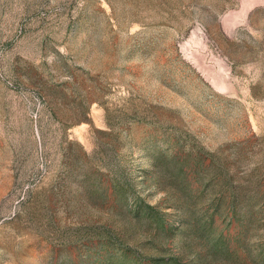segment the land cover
Returning a JSON list of instances; mask_svg holds the SVG:
<instances>
[{
	"label": "rangeland",
	"instance_id": "374dc122",
	"mask_svg": "<svg viewBox=\"0 0 264 264\" xmlns=\"http://www.w3.org/2000/svg\"><path fill=\"white\" fill-rule=\"evenodd\" d=\"M0 264H264V0H0Z\"/></svg>",
	"mask_w": 264,
	"mask_h": 264
}]
</instances>
